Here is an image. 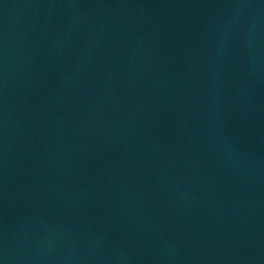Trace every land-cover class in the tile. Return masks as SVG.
<instances>
[{
	"label": "water",
	"instance_id": "95a60500",
	"mask_svg": "<svg viewBox=\"0 0 264 264\" xmlns=\"http://www.w3.org/2000/svg\"><path fill=\"white\" fill-rule=\"evenodd\" d=\"M0 264H264V0H0Z\"/></svg>",
	"mask_w": 264,
	"mask_h": 264
}]
</instances>
